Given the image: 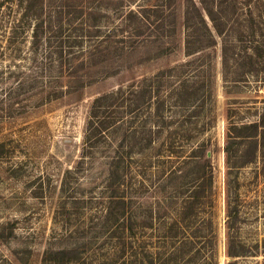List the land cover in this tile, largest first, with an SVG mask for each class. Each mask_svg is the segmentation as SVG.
Segmentation results:
<instances>
[{
  "label": "rangeland",
  "instance_id": "374dc122",
  "mask_svg": "<svg viewBox=\"0 0 264 264\" xmlns=\"http://www.w3.org/2000/svg\"><path fill=\"white\" fill-rule=\"evenodd\" d=\"M232 1L0 0V264L72 247L100 264L117 240L93 225L112 196L132 219L162 214L204 162L218 264L230 235L234 264H264V84L231 71L246 44ZM102 95L116 122L94 136Z\"/></svg>",
  "mask_w": 264,
  "mask_h": 264
},
{
  "label": "trees",
  "instance_id": "16d2710c",
  "mask_svg": "<svg viewBox=\"0 0 264 264\" xmlns=\"http://www.w3.org/2000/svg\"><path fill=\"white\" fill-rule=\"evenodd\" d=\"M238 2L243 19L237 18L235 23H230V33L246 44L233 52L231 71L243 78L257 77L264 84V0H233L230 12H234ZM216 30L221 32L217 27ZM104 98L106 95L97 97L92 107L89 127L94 136L116 122V119L101 116L110 105L103 101ZM250 126L257 131L260 123L253 122ZM248 137L253 139L254 135ZM254 158L252 156L245 163L253 162ZM200 168L195 172L193 185L183 192L180 204L175 208L166 206L162 214L160 208L151 209L132 219L127 215L130 205L125 198L112 196L101 210L100 221L93 225L101 234L110 231L108 236L117 240L100 264L119 261L122 264H218L217 233L212 215L213 175L207 163ZM237 216V209H230L232 222ZM48 255L53 264H95L93 260L87 262L88 256H83L81 247L47 250ZM228 255L231 257L229 264L246 255L232 235L229 236Z\"/></svg>",
  "mask_w": 264,
  "mask_h": 264
}]
</instances>
